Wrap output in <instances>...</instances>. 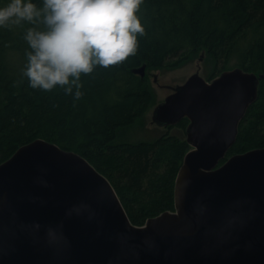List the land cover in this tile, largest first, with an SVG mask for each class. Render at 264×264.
I'll return each mask as SVG.
<instances>
[{"label": "water", "instance_id": "1", "mask_svg": "<svg viewBox=\"0 0 264 264\" xmlns=\"http://www.w3.org/2000/svg\"><path fill=\"white\" fill-rule=\"evenodd\" d=\"M135 72L144 77L146 66ZM263 78L198 72L154 110L159 127L189 120L192 150L175 211L144 226L79 154L41 139L21 147L0 164V264H264V148L220 166Z\"/></svg>", "mask_w": 264, "mask_h": 264}, {"label": "trees", "instance_id": "2", "mask_svg": "<svg viewBox=\"0 0 264 264\" xmlns=\"http://www.w3.org/2000/svg\"><path fill=\"white\" fill-rule=\"evenodd\" d=\"M8 2L0 0V7ZM138 16L146 34L138 37L136 54L83 75L78 101L59 87H29L24 33L31 25L0 28V164L38 139L75 152L110 181L132 224L144 226L175 211V182L192 149L186 140L190 122L168 127L182 129L183 136L164 134L153 142L130 143L120 131L150 111L155 99L149 77L155 71L181 68L200 56L213 66L207 81L232 65L264 75V0H144ZM143 66L144 77L135 72ZM263 148L264 78L220 166Z\"/></svg>", "mask_w": 264, "mask_h": 264}, {"label": "clouds", "instance_id": "3", "mask_svg": "<svg viewBox=\"0 0 264 264\" xmlns=\"http://www.w3.org/2000/svg\"><path fill=\"white\" fill-rule=\"evenodd\" d=\"M144 0H9L0 7V28L31 25L23 76L40 91L63 89L84 96L82 76L126 61L138 50L145 28Z\"/></svg>", "mask_w": 264, "mask_h": 264}, {"label": "rangeland", "instance_id": "4", "mask_svg": "<svg viewBox=\"0 0 264 264\" xmlns=\"http://www.w3.org/2000/svg\"><path fill=\"white\" fill-rule=\"evenodd\" d=\"M199 57H194L189 60V62L181 68L153 72V74L157 75V82H154L153 75L149 77V81L153 88L154 104L142 120H138L133 126L120 131L123 140L130 143H138L141 141L153 142L164 134L179 137L185 134L184 131L178 127H173L171 129L159 127L156 123H153L152 114L168 96L173 94L174 89L182 86L192 75L199 72L203 78L208 80L210 73L212 74L213 66L209 61L199 60ZM230 69H235V66L232 65Z\"/></svg>", "mask_w": 264, "mask_h": 264}, {"label": "flooded vegetation", "instance_id": "5", "mask_svg": "<svg viewBox=\"0 0 264 264\" xmlns=\"http://www.w3.org/2000/svg\"><path fill=\"white\" fill-rule=\"evenodd\" d=\"M168 127H170V126H168ZM168 127H164V128L166 129V128H168Z\"/></svg>", "mask_w": 264, "mask_h": 264}]
</instances>
